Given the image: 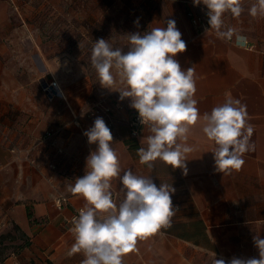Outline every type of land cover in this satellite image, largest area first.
<instances>
[{
    "label": "crops",
    "instance_id": "0c3cea01",
    "mask_svg": "<svg viewBox=\"0 0 264 264\" xmlns=\"http://www.w3.org/2000/svg\"><path fill=\"white\" fill-rule=\"evenodd\" d=\"M109 2L137 5L135 16L145 21L138 26L143 32L175 20L187 44L176 59L182 69L195 68L194 98L201 117L223 104L230 93L247 106L254 150L243 155L239 171L217 172L215 145L203 134L201 120L189 133L187 143L195 150L186 156L187 175L159 159L152 168L141 164L137 149L146 146L141 141L151 133L144 125L136 139L137 149L125 146L135 111L130 100L121 101L118 92L102 87L97 72L83 65L81 57L54 52L50 45L40 50L30 45L19 51L16 38L23 27L12 24L18 0H0V264H81L82 253L68 255L74 237L67 220L85 201L69 193L67 186L85 175L86 158L96 145H89L83 133L96 118H80L79 127L72 125V119L104 97L123 106L114 112L110 128L121 169L151 176L157 187L172 184L176 190L171 227L138 240L135 249L123 255V264H213L215 257L227 264L233 257L258 259L253 237L264 239V17L249 14L256 0H243L239 18L230 12L223 17L224 30L232 27L247 37L245 46L219 38L213 30L194 27L187 13L207 17V9L202 4L194 6L193 0ZM130 29L120 34L125 39L118 47L124 52ZM22 53L25 62H18ZM40 79L55 80L61 96L49 99ZM49 131L55 133L53 138L40 143ZM12 150L28 151V158ZM111 183L118 205L123 199L122 185L118 179ZM59 196L68 198L60 209L55 203Z\"/></svg>",
    "mask_w": 264,
    "mask_h": 264
},
{
    "label": "clouds",
    "instance_id": "9594fccd",
    "mask_svg": "<svg viewBox=\"0 0 264 264\" xmlns=\"http://www.w3.org/2000/svg\"><path fill=\"white\" fill-rule=\"evenodd\" d=\"M243 0H193L194 6L207 9L206 31L237 45L247 37L224 24L225 13L239 18L244 11ZM249 14L264 17V0H256ZM127 52L103 38L92 46L90 61L100 85L118 92L119 99L130 100V107L138 112L141 125L151 133L137 149L141 164L153 167L160 160L187 175V154L195 149L187 141L191 127L203 121L202 132L215 145L212 153L217 172L230 174L244 164L243 155L254 150L251 137L253 126L248 121L247 106L231 94L223 104L213 107L201 117L194 98L197 91L194 67L182 69L177 54L187 49L182 33L173 19L166 27H155L143 33L128 34ZM89 145H96L86 158V172L67 186V191L82 197L84 206L72 220L69 231L74 237L68 255L82 253L81 264H123V255L134 250L137 241L171 227L175 215L172 184L159 187L151 176H139L131 169L122 170L118 153L113 149V135L105 121L98 117L94 125L83 133ZM122 187V201L113 199L112 180ZM259 258H236L227 264H264V239L254 236ZM213 264H226L223 258Z\"/></svg>",
    "mask_w": 264,
    "mask_h": 264
},
{
    "label": "rangeland",
    "instance_id": "374dc122",
    "mask_svg": "<svg viewBox=\"0 0 264 264\" xmlns=\"http://www.w3.org/2000/svg\"><path fill=\"white\" fill-rule=\"evenodd\" d=\"M109 1L111 0H18L13 5L15 9H12L17 14L12 17V24L18 29L23 27L16 38L18 50L22 47L28 49L30 45H37L40 50L50 45L54 52L64 51L91 64V50L96 40L103 38L113 48L118 47L125 39V35H120L122 31V34L127 31L129 33L131 28L130 31L136 33L145 22L143 19H136L137 5L112 4ZM133 10L136 13L131 14ZM128 15L134 17L129 18ZM123 27L124 30L121 29ZM143 30L142 28L140 31ZM115 33L117 36L113 35ZM17 60L25 62V54ZM89 69L96 72L92 65Z\"/></svg>",
    "mask_w": 264,
    "mask_h": 264
},
{
    "label": "built area",
    "instance_id": "2783aa9c",
    "mask_svg": "<svg viewBox=\"0 0 264 264\" xmlns=\"http://www.w3.org/2000/svg\"><path fill=\"white\" fill-rule=\"evenodd\" d=\"M187 16L191 24L199 30L204 31L210 27L208 25V17H201L197 15L194 16V14L191 11L187 13ZM229 42H233L234 44L237 45L235 38H233ZM245 44L246 43H242L240 45L245 46ZM39 84H41L40 87L42 91L47 94L49 99H53L56 96H61V93L58 88V84L55 80H52L50 82H46V81L44 82L43 79H40ZM121 110H123V106L120 103L112 101L110 98L104 97L96 101L95 103L87 107L86 109H84L79 115L75 116L72 119V125L79 127L80 118L95 119V118L100 117V118L105 119L104 121L106 125L109 128H111L113 124L112 117H113L114 112L121 111ZM143 126L144 125H141L140 123L138 112L136 110L133 111L131 113L130 121H129V138L136 140L137 137L139 136V133H141L140 131ZM54 134L55 133L53 131L46 132L43 138L40 140V143L43 144L44 142L50 141L53 138ZM51 144L54 145L52 141H51ZM12 151L17 153L18 155L20 153H24L25 159L28 158V151H20V150H12ZM55 203L57 207L60 209L64 205L68 204V198L64 196H59L56 199ZM79 210L80 209L73 211V213L70 216V219L67 220L68 231H69V228L72 226L73 218L78 216Z\"/></svg>",
    "mask_w": 264,
    "mask_h": 264
},
{
    "label": "trees",
    "instance_id": "16d2710c",
    "mask_svg": "<svg viewBox=\"0 0 264 264\" xmlns=\"http://www.w3.org/2000/svg\"><path fill=\"white\" fill-rule=\"evenodd\" d=\"M81 61H82L83 65H85V66H87V67H90V66H91L90 63H89V64H88V63H85V61H84L83 59H81ZM124 143H125V146H127V148H128L129 150L131 149V151L137 149L136 140H133V139L128 138L127 140H125ZM28 216H29V217L31 216V213H30V212L28 213Z\"/></svg>",
    "mask_w": 264,
    "mask_h": 264
}]
</instances>
